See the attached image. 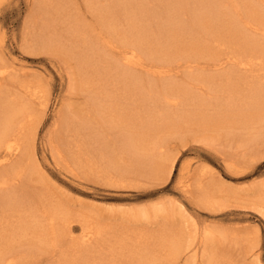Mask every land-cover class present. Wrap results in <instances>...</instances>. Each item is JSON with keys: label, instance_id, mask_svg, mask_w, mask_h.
<instances>
[{"label": "bare ground", "instance_id": "obj_1", "mask_svg": "<svg viewBox=\"0 0 264 264\" xmlns=\"http://www.w3.org/2000/svg\"><path fill=\"white\" fill-rule=\"evenodd\" d=\"M42 4L50 14L51 8L58 11L56 17L51 14L53 26L49 32L39 30L42 35L33 36L25 46L33 55L55 49L66 56L65 63L71 57L80 62L76 74L86 95L80 103L61 102L60 108L66 104L61 112L68 140L65 152L55 154L71 159L86 176L100 174L105 179L96 177L107 184L124 186V172L148 175L156 157L144 156L146 146L150 142L158 155L164 147L156 139L170 131L177 135L182 129H225L239 146L264 145V58L260 57L264 40L256 38L252 44L244 39L247 48L236 45V50L229 38H242L245 27L264 34V0H84V15L70 14V4L77 5L76 0H42ZM219 36L226 38L224 45L232 53L212 58L221 45ZM194 50L199 60H192ZM145 55L154 56L153 61ZM14 65L0 55V264H18L14 252L17 243L24 245L20 238L27 241L25 255L39 262L42 256H37L58 249L72 233L73 218L78 216L86 222L78 240L81 247L67 254L61 251L55 264H178L190 241L157 219L169 216L167 208L118 211L130 215L128 221L140 214L151 219L149 224L159 225L148 236L141 231L131 234L133 221L122 227L120 222L92 218L96 214L74 215L62 200L42 193L25 212L15 214L18 210L13 207L9 215L5 213V188L25 175V158H34L33 115L43 112L48 101V93H40L30 84L28 72ZM36 104L41 106L38 111ZM53 135L51 131L49 137ZM248 150L244 147L241 156ZM202 187L187 191V198L211 205L212 186L205 194L199 192L206 189ZM254 196L264 202V187ZM198 231L195 251L208 248V236ZM103 235L110 239H100ZM212 254L218 255L214 249ZM227 257L208 258L207 264L229 263Z\"/></svg>", "mask_w": 264, "mask_h": 264}, {"label": "rangeland", "instance_id": "obj_2", "mask_svg": "<svg viewBox=\"0 0 264 264\" xmlns=\"http://www.w3.org/2000/svg\"><path fill=\"white\" fill-rule=\"evenodd\" d=\"M76 3L75 6L70 4L73 8H69L70 14L84 15L86 13L84 0H76ZM42 6V0H0L2 60L14 62L15 69L18 67L26 70L27 78L32 79L30 84L38 86L37 90L40 93H48L44 111L41 110L33 115L34 126L37 128L34 158H25V175L15 184L5 188V209H7L5 213L9 215L13 207L18 210L15 214L25 212L28 205L37 201L42 193L62 200L74 215L78 212H80L78 214L90 213L91 216L96 214L92 218L99 217L113 224L120 222L119 225L122 227L127 222L133 221L134 223L129 224L131 234L138 235L141 231L143 235L148 236V233L152 235L151 231L159 225L149 224L151 219L147 220L146 215L140 214L136 220L128 221L130 215L123 216L118 211L167 208L169 216H159L157 219L168 223L163 224L166 227L177 228L175 231L183 234L186 241H190L188 248L181 254L178 264H207L208 258L217 259L226 254L229 263L224 264H264V202L254 196L258 188L264 187V145L258 149L250 144L239 146L235 136L231 137L232 134L225 129H209L203 132L182 129L177 135L170 131L162 140L156 139L164 147L160 149L158 155L151 149L150 142L146 146L144 156L153 154L152 157H156L152 171L144 176L124 172L121 176L124 186L109 185L96 177L99 175L103 178L100 174L86 176L71 159L68 157L60 159L59 155L55 154L65 152V142L68 140L62 129L61 111L67 102L72 104L82 102L86 93L80 75L76 74L81 69L78 66L80 62L77 64L71 57L68 63H65L66 56L55 49L37 55L26 49V42L29 44L33 36L42 35L37 33L39 30L42 32L51 30L53 26V23L49 22L52 21L51 14L57 16V10L51 8L50 14ZM76 6L78 8L75 9ZM216 8L219 10V5ZM158 20L160 22L159 17ZM84 21L92 23L91 19ZM42 25L43 28H40ZM57 27L60 31L61 26L57 24ZM259 28L262 29V26ZM240 34L242 38L229 36L235 42L232 43L235 48L236 45H240L241 49H246L248 42L244 43V39H248L252 44L257 42L256 38L264 40V34L260 31L251 32L246 27ZM219 39L221 45L217 43L214 45L219 46L212 54V58H225L232 53V49L224 45L226 38L219 36ZM151 44L154 45L153 42ZM235 53L238 52H233ZM192 54V60H199L197 51ZM259 56L257 55L258 58ZM144 57L147 61L154 59V56ZM246 58L250 57L244 59ZM208 64L202 65L209 70L213 69V66ZM14 86L18 85L14 83ZM10 91L14 93L13 95H21L23 100L25 99V96L15 89L10 88ZM61 102L66 104L60 108ZM35 108L38 111L41 106L36 104ZM51 131H54V135L49 137ZM244 147L247 149L249 147L250 151L242 153L241 156ZM199 185L206 188L199 191L204 194L207 187L212 186L211 205L192 202L187 198V191H194ZM78 218L81 217L73 218L74 229L58 249H50L49 253L39 256L35 254L37 257L42 256L39 262L34 261L30 254L25 255L27 241L25 238H20L24 245L17 243L14 252L17 254L15 257L18 264H55L59 260L61 251L64 254L72 249L79 251L78 248L81 246H78V240L86 227V222H80ZM198 230L208 236V248L195 251L193 245L198 243L197 240L200 238L197 236ZM246 233L248 236L245 235ZM107 238L110 239L103 235L100 239ZM149 239L153 242L152 237ZM89 247L91 249L93 245ZM213 249L218 253L216 257H213ZM209 251L211 254L207 256Z\"/></svg>", "mask_w": 264, "mask_h": 264}]
</instances>
